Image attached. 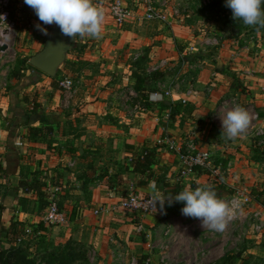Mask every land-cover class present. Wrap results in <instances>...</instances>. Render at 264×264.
Here are the masks:
<instances>
[{
	"label": "crops",
	"instance_id": "0c3cea01",
	"mask_svg": "<svg viewBox=\"0 0 264 264\" xmlns=\"http://www.w3.org/2000/svg\"><path fill=\"white\" fill-rule=\"evenodd\" d=\"M111 1L93 0L94 4L102 2L104 9L103 44L86 43L80 61L86 63L87 69L75 74L76 92L68 104L64 102L65 95L52 89L51 79L43 74L35 76L32 72V78L25 84V92L37 91L39 97L38 124L32 127L39 128L42 115L50 121L52 132L44 136L28 133V126L21 124L27 105L16 114L17 123L0 129V163L6 167L3 175L7 179L6 192L0 200L5 210L1 213L10 219L18 212L20 223L38 220L31 216L32 209L28 210L19 202L33 194L18 190L21 180L29 181L36 175L46 182V186L57 189L56 202L65 217L64 224L52 228L59 239L74 236L77 241L96 247L97 252L113 239L117 242L118 247H115L123 250L121 255L132 259L146 255L151 264L152 258H157L156 253H161L162 237L170 228L166 222L170 217L168 213L176 208L175 202L171 206L165 202L163 211L157 203L155 210L147 214L124 210L119 207L120 202L131 194L140 198L152 197L153 185L167 198L187 187L195 190L210 186L213 189L218 183L207 171L191 175L180 183L175 181L181 166L176 147L181 141L192 136L199 148L209 151L214 164L223 168L224 174L219 180L227 187H243L241 190L248 192L251 188H258L257 181L261 176L254 169L255 163L249 160L247 145L250 140L243 145L239 144V139L231 141L221 137L220 116L226 108L236 104L245 109L248 105L253 106L260 119L252 122L249 129L264 128V92L260 88L264 77V36L257 35L255 43L250 46L218 45L216 56L207 60L215 63L214 70L194 61L179 66L182 54L175 45L184 41L185 50H188L187 44L193 36L182 22L185 20L183 14L172 16L168 9L170 28L164 26L163 30L160 23L152 22L148 24L150 28L143 30L137 26V21H143L141 6L136 10L132 2L133 18L119 27L108 12ZM114 44H119L118 50L123 52H135L132 66L114 55ZM192 50L199 51L200 48ZM143 54H147L145 60ZM158 61L160 64L155 65ZM161 65L165 66L164 71L172 66L177 72L171 73V67V74L162 82L152 84L148 95L140 102V110L132 111L139 97L133 89L134 77L149 75ZM231 73L239 81L237 90L231 89ZM35 80L36 83L31 84ZM168 89L170 95L165 96ZM128 91H134L136 97L128 99ZM154 93L161 99L157 96V100H149ZM182 99L186 101L184 104ZM145 101L147 104L143 105ZM169 103L180 105L173 121L165 117L169 109L164 105ZM244 138L242 142L250 137ZM167 141L175 148H171ZM143 143L157 146L159 162L153 166V177L158 181L151 180L147 185L137 186L142 178L128 165L132 155L129 147L136 150ZM51 181L58 186L51 185ZM162 181L168 184L163 185ZM111 207L114 210L108 214H94L96 209ZM261 207L259 205L257 209ZM140 232L147 234V240L140 238ZM250 240L249 249L259 244L262 245L255 248L264 249V236L257 235ZM253 252L249 250V253Z\"/></svg>",
	"mask_w": 264,
	"mask_h": 264
},
{
	"label": "rangeland",
	"instance_id": "374dc122",
	"mask_svg": "<svg viewBox=\"0 0 264 264\" xmlns=\"http://www.w3.org/2000/svg\"><path fill=\"white\" fill-rule=\"evenodd\" d=\"M158 2L165 3L164 7L161 8L167 17V21L164 23L166 24L165 27L170 28L169 24L171 21L168 19L169 9L172 16L183 14L185 20L182 22L185 26H188L193 33V36L190 37L189 44H187L189 47H186L188 50H185L186 42L181 41L176 43L175 47L179 51V54H182L181 57L190 56L192 57V61L198 62L200 65L211 68L212 70L215 68V63H209L207 60H213L210 56H216L215 54L217 52L215 50L219 47L218 45L231 43L239 47L244 45L250 46L252 43H255L257 35L264 36V33L257 32L254 27L245 26L244 24H242V28L238 30L233 22L235 20L231 17H228L229 19L226 17V15H231L232 12H226L219 8L215 10L207 9L210 0H156L155 6L157 8L159 7ZM133 5L136 10L141 6L139 3H133ZM10 8V18L14 22V30L7 42L8 49L4 53H0V129L4 126L17 123L16 121H18V119L16 118V114L20 109H25V105L28 106V109L26 108L24 110V121L21 122V124L27 125L28 127L38 124L36 122L38 109L36 114L31 113L33 112L34 104L37 105L39 97L37 91L34 92V90H30L29 93L25 92V84L29 78H32L33 72L28 61L30 57L39 52L44 45V35L35 28V25L41 22L38 20L34 11L25 5L24 0H11ZM137 22L139 24L137 26H140V29L143 30L150 28L148 24L152 23L144 20ZM158 23H160V26L162 25L164 30L165 27L163 23ZM132 25L133 24L130 26ZM42 26L46 27L47 30L51 27L47 25ZM124 28L127 27L125 26ZM76 42L85 48L87 46L86 43L103 44L101 39L97 40L89 37L85 39L78 37ZM118 45L119 44H114L116 47L114 55L132 66V63H135V61H133L135 52H133V50L125 52H123L122 49L118 50ZM197 48H200V50H192ZM147 54H143L144 60ZM203 61L204 64H202ZM76 63L75 56L67 54L65 62L53 79L57 83H59L63 77H71L74 79L75 74L79 72V67H77ZM159 64L160 61L155 65ZM171 67L172 66H170L169 69L166 68L165 71L170 72L169 70ZM85 69H87V67L80 70L84 71ZM158 69L164 71L165 66L161 65L155 67V71ZM176 72L177 68L172 67L171 73L175 74ZM44 76L47 77L46 75ZM50 81H52V79ZM59 91L62 95L64 94L62 90L59 89ZM11 99H14L12 103L15 104H11ZM31 102L32 104L28 105ZM249 108L250 106L248 105L246 110L250 113ZM254 109L258 112L255 107ZM30 115L35 116L32 124H28V121L25 122V118ZM255 122L256 121L252 123L251 121L252 124ZM41 123L40 120V125H42ZM256 129L258 128L248 129L249 133L247 132L245 137L250 138L245 142H242V138H238V142L239 144L242 143L245 145L250 140L247 145L250 155L249 160L255 163V168H253L256 169L261 176L260 180L257 181V187L264 189V134L260 137H255ZM220 177L217 178L218 183L212 189L217 193L218 198L228 202L230 198L239 197L240 199L242 193L248 192L246 190H241L243 187H240V190L227 187L224 181L219 180ZM6 185V175H0V200L5 195ZM43 191L46 193L47 204L45 206L47 207L49 200L56 201L55 190H52L49 186H45ZM261 200H263L262 202L264 203V198ZM21 202L26 205L28 210L32 209L31 216L38 220L33 223H22L24 226V233L21 232L17 245H20L25 253L36 261V264H46L48 255L57 252L58 248V250L63 249L70 239L85 247L87 250L86 261L89 264H137L138 258L132 259L131 257L127 258L121 255L124 252L121 247H115L117 246V242H114L113 239H111L109 245L107 244L101 252H97L98 249L96 247L90 246L89 244L85 245L77 241L74 236L59 239L57 233L52 232V228L56 226L46 225L42 220L46 212V207L45 209H41L40 207L44 202H39L38 198L34 195H30L29 198L23 197ZM175 205L176 208H172L170 213H168L170 217H168L169 219L166 221L168 222L167 227H170V233H165L166 236L162 237L164 244L160 248L161 253H156L157 258L155 260L152 258L151 264H160V258L163 253L167 257L165 261L167 264H264V249L255 248L257 246L260 247L262 244L255 245V247L250 246L249 249L251 237L259 235L263 238L264 236V227L259 230L255 228L256 220L250 212V207L243 205V214H238L233 221L229 222L226 230L220 233L203 229L200 220L182 215L181 209L184 207L182 202H175ZM19 218L20 215L18 212H15L12 218L10 217V219H8V217H4L0 211V223L6 227L9 226L11 219L18 222L17 219ZM262 221L264 222V219H262ZM140 234H142L140 238L147 240V234L143 235L142 232H140ZM4 246L9 247V244L5 243ZM249 250H253L254 254L249 253ZM247 255L252 256V258H250V256L247 258ZM226 256L228 260L224 262L222 259ZM76 263L79 262L77 261Z\"/></svg>",
	"mask_w": 264,
	"mask_h": 264
},
{
	"label": "clouds",
	"instance_id": "9594fccd",
	"mask_svg": "<svg viewBox=\"0 0 264 264\" xmlns=\"http://www.w3.org/2000/svg\"><path fill=\"white\" fill-rule=\"evenodd\" d=\"M41 23L35 25L36 30L48 36L49 32L42 25H55L61 35L75 40L77 37L101 39L104 30V9L102 2L94 4L93 0H24ZM264 0H226L225 7L231 9L232 19L240 20L245 26L254 27L257 32L264 29ZM2 17V16H0ZM222 123L221 137L235 141L244 138L251 125L252 116L242 106L236 104L226 108L220 116ZM165 202L171 206L174 202H182V215L198 219L201 227L215 232H224L229 222L238 214H243L241 203H230L218 198L210 186L185 188L175 196L165 198L152 186V205H160L163 211Z\"/></svg>",
	"mask_w": 264,
	"mask_h": 264
},
{
	"label": "trees",
	"instance_id": "16d2710c",
	"mask_svg": "<svg viewBox=\"0 0 264 264\" xmlns=\"http://www.w3.org/2000/svg\"><path fill=\"white\" fill-rule=\"evenodd\" d=\"M226 0H210V3L208 5L209 10H215L217 8L222 9L226 12H231V9L225 7ZM261 9L264 10V4L261 5ZM226 17L232 18L231 15H226ZM224 17V18H226ZM226 18V19H227ZM229 19V18H228ZM235 23V26L238 30L242 28L243 22L240 20L233 21ZM226 24V23H224ZM165 26L166 24L163 23ZM43 27V26H42ZM167 28V27H166ZM40 32V31H39ZM259 32L264 33V29H261ZM41 33V32H40ZM78 38V37H77ZM75 39V42L77 40ZM77 43V42H76ZM78 44V43H77ZM85 47L81 45H77L75 48L68 51V55H73L77 60H79L76 64L78 70L85 67L86 63L80 61L82 58V55L84 53ZM192 62V57L190 56H183L179 59L178 65L181 66L183 63ZM140 63V60L138 64ZM31 70L34 72L35 76L42 75L40 71L34 69L33 67H30ZM218 71V69H216ZM168 71H154L153 73L145 76L136 75L134 77V91L141 97L137 98L135 103H140L141 100L145 99L146 96L149 93V89L151 88L152 84L162 82L166 75H169ZM232 77V83H231V89L237 90L240 88V85L238 84L239 81L234 73H231ZM35 82L31 84H35ZM51 87L54 90H59L58 83L52 79L51 81ZM139 99V100H138ZM14 100V99H13ZM11 99V104L13 101ZM27 100V99H26ZM27 102V101H26ZM147 101L143 103V105H146ZM142 105V103H140ZM165 107L169 109V121H173L175 119V116L180 111V105L179 104H166ZM39 108V105H35L33 107V112L31 114H36L37 109ZM29 116L25 118V122L28 121ZM41 122L44 127L39 128H32L28 127V133L32 134L33 136H38L40 134L41 136H44L46 134H49V132H52V127L50 126V121L46 119L45 117L41 116ZM26 124V123H25ZM157 146L151 145L149 143H143L139 148L135 150L133 147H129L130 152H132V155L129 160V166L132 168L133 172L141 175V180L137 182V186H144L147 185L148 182L153 180L154 182H157L158 179H155L153 177V166H155L159 162L158 155L156 153ZM6 167L0 163V175H3L5 173ZM202 171L197 170V174ZM154 178V179H153ZM53 186H58L57 183L54 181H51ZM163 185H167V182H163ZM46 186V182L43 180H40L36 175H34L29 181L27 180H21L19 183L18 190L21 191L23 194H33L36 196L40 201L44 202V204L40 207L41 209H45V205L47 204L46 199V193L43 191V189ZM176 188V187H175ZM176 189H179V186H177ZM249 196L258 204L262 205L264 207V203L261 200L264 198V189L259 188H251L249 190ZM22 200H19L20 204ZM47 208V207H46ZM5 210V207L3 205H0V211L3 212ZM12 212V210H10ZM21 232L24 233V226L22 223L14 221L11 219L9 226H4L0 223V264H36V261L29 257L24 249L17 245V241L19 240V236L21 235ZM8 243L9 247H5L4 244ZM59 249V248H58ZM55 253H51L48 255L47 263L46 264H89L86 259V249L83 245L80 243L74 242L72 239L68 240L63 249L58 250ZM147 260L146 255H142L138 258L137 264H145ZM222 260L224 262L228 260V257H224ZM79 263H76V262Z\"/></svg>",
	"mask_w": 264,
	"mask_h": 264
},
{
	"label": "built area",
	"instance_id": "2783aa9c",
	"mask_svg": "<svg viewBox=\"0 0 264 264\" xmlns=\"http://www.w3.org/2000/svg\"><path fill=\"white\" fill-rule=\"evenodd\" d=\"M133 3H139L141 5V19L148 22H161L166 23L167 17L162 11V7H164L165 3L158 2L159 7L157 8L155 6L156 0H112L109 3L108 10L109 14L112 17L114 23L121 27L123 26L128 20L133 18V8L131 7V4ZM10 5L11 0H0V45L6 44L8 40L11 37L12 31L14 30V22L10 18ZM184 64V63H183ZM264 73V71H263ZM58 88L62 90L65 94L64 102L65 104H68L72 98L75 95L76 87L75 82L73 78L71 77H63L60 82L58 83ZM260 88L264 92V77L261 80ZM188 94H190V91H188ZM165 96L170 95L169 89L164 92ZM128 99L129 97L135 98L136 93L134 91H128L127 93ZM157 95L154 93L152 96L149 97V100H157ZM127 99V101H128ZM158 99H161V96H159ZM186 101L182 99L181 103L184 104ZM141 105L140 103H135L132 106V111H138L140 110ZM250 115L252 116V122L258 121L260 119L259 113L254 109L253 106H250ZM169 114V112H168ZM165 115L166 118H168L169 115ZM264 134V130L256 129L255 137H260ZM168 144H170L171 148H175V146L170 142L167 141ZM178 159L180 162V170L177 173L175 177V181L177 183H180L183 179L197 174V170L199 171H207L210 172L215 179L214 182H217L220 176L224 174L223 168L218 165L216 166L214 162L212 161V156L209 151L203 150L199 148L198 144L195 142L194 137H188L187 139H184L179 143V146L176 147ZM55 193L57 189H54ZM152 197L148 198H140L135 195H130L128 198L120 202L119 207H121L124 210L132 211V212H138L141 214H147L154 211L155 207L151 203ZM230 203H241L242 206H248L250 207V212L252 213L253 218L256 220L255 228L256 230L261 229L264 227V222L262 221L264 217V207L257 202H255L250 196L249 192H245L241 194V197H232L228 201ZM262 206L261 209H257V206ZM114 207H111L109 209H96L94 211L95 215L99 214H108L109 212L113 211ZM236 218V217H235ZM234 218V219H235ZM232 219L231 221H233ZM44 224L46 225H62L65 223V217L62 212L59 211L58 205L56 201L49 200L46 212L44 214V217L42 218ZM230 221V222H231ZM169 230H166L165 233L167 234ZM166 255H161L160 258V264H167L166 261ZM149 260H146V263H148Z\"/></svg>",
	"mask_w": 264,
	"mask_h": 264
},
{
	"label": "water",
	"instance_id": "95a60500",
	"mask_svg": "<svg viewBox=\"0 0 264 264\" xmlns=\"http://www.w3.org/2000/svg\"><path fill=\"white\" fill-rule=\"evenodd\" d=\"M48 32V36L44 35L42 49L31 56L28 63L34 69L53 79L65 62L68 51L75 48L77 44L74 40L61 35L59 28L55 25H52ZM7 49L6 44L0 45V53H4ZM34 119L35 116L31 115L28 124H32Z\"/></svg>",
	"mask_w": 264,
	"mask_h": 264
}]
</instances>
